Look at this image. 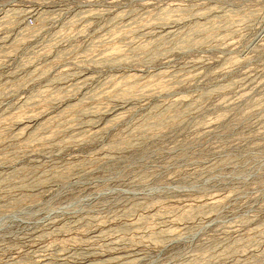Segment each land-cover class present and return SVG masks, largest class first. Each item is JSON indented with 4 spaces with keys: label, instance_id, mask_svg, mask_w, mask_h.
Returning <instances> with one entry per match:
<instances>
[{
    "label": "rangeland",
    "instance_id": "374dc122",
    "mask_svg": "<svg viewBox=\"0 0 264 264\" xmlns=\"http://www.w3.org/2000/svg\"><path fill=\"white\" fill-rule=\"evenodd\" d=\"M0 264H264V0H0Z\"/></svg>",
    "mask_w": 264,
    "mask_h": 264
},
{
    "label": "built area",
    "instance_id": "2783aa9c",
    "mask_svg": "<svg viewBox=\"0 0 264 264\" xmlns=\"http://www.w3.org/2000/svg\"><path fill=\"white\" fill-rule=\"evenodd\" d=\"M25 24L26 26L28 27H32L34 25V18L32 16H28L26 19H25Z\"/></svg>",
    "mask_w": 264,
    "mask_h": 264
}]
</instances>
